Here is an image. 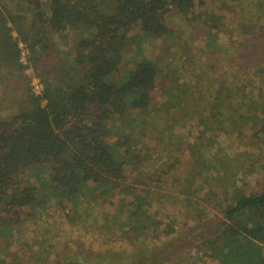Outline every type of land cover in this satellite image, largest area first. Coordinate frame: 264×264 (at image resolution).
Masks as SVG:
<instances>
[{
	"label": "trees",
	"instance_id": "trees-1",
	"mask_svg": "<svg viewBox=\"0 0 264 264\" xmlns=\"http://www.w3.org/2000/svg\"><path fill=\"white\" fill-rule=\"evenodd\" d=\"M258 170L264 0H0V264H264Z\"/></svg>",
	"mask_w": 264,
	"mask_h": 264
},
{
	"label": "rangeland",
	"instance_id": "rangeland-1",
	"mask_svg": "<svg viewBox=\"0 0 264 264\" xmlns=\"http://www.w3.org/2000/svg\"><path fill=\"white\" fill-rule=\"evenodd\" d=\"M206 3H207V5H209L208 2H206ZM221 14H224V20L223 21L226 23V25L229 27H233V32H234L235 36H237V35L239 36L241 33L240 32L241 20H240L239 12L237 11L236 14H228V13L221 12ZM168 20H169L170 24H172V19L169 18ZM224 38H225L224 36L219 35L220 41H224ZM194 44L196 47L205 50V45H204V42L202 39L195 40ZM171 51L174 52L173 48ZM196 58H199L198 54H196ZM32 84H33L34 91L36 93H38L40 91V88H41L39 81L36 78H32ZM176 132L182 133L186 139H187V134H191V136L189 137L190 140L196 138V136L198 135L195 130H191L189 132V130H187V128H183V127H181V128L178 127L176 129ZM245 132H247V131L245 130ZM221 142L224 143V145L230 146V152L231 153H238L241 151L249 150L248 146L246 145V140L239 135L233 134V135L227 136L226 138H222ZM185 146H186V144H185ZM176 156L179 160V163L177 164L176 169L172 171L171 175L182 177L185 175V173L189 169L191 161H192V159H191L192 157L188 153L187 150H184V152H182L180 155L177 154ZM236 179H238V182H237L238 185L241 183H247L249 185L248 187L251 189L259 190V189H261V187H264V173L261 170H258L252 174H245L243 172H239ZM208 186H210V185H208ZM168 189L170 191H176V188L173 186H169ZM173 211H175V210H173ZM30 227H31L30 224H26V225H24V230L28 231V229ZM52 233H55V231ZM52 243H55L54 238L52 239ZM12 249L15 250L16 247L12 248ZM196 260L199 261V264H215L214 262H212L208 259H202L199 257H196Z\"/></svg>",
	"mask_w": 264,
	"mask_h": 264
},
{
	"label": "built area",
	"instance_id": "built-area-1",
	"mask_svg": "<svg viewBox=\"0 0 264 264\" xmlns=\"http://www.w3.org/2000/svg\"><path fill=\"white\" fill-rule=\"evenodd\" d=\"M19 47H20V60L21 62L25 63L26 58L28 57V51L22 44H20Z\"/></svg>",
	"mask_w": 264,
	"mask_h": 264
}]
</instances>
